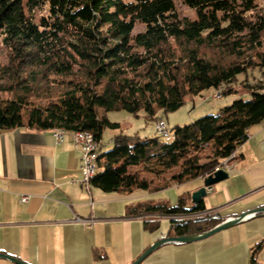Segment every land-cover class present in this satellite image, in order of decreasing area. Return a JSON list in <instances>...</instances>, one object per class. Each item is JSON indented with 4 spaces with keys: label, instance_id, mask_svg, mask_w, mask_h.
<instances>
[{
    "label": "trees",
    "instance_id": "obj_1",
    "mask_svg": "<svg viewBox=\"0 0 264 264\" xmlns=\"http://www.w3.org/2000/svg\"><path fill=\"white\" fill-rule=\"evenodd\" d=\"M182 2L197 9V19L178 16L174 0H0L8 54L0 64V128L85 131L99 143L103 129L120 128L109 111L142 112L155 122L158 111H175L210 89L236 93L238 78L257 70L261 78L242 81L248 99L176 125L170 141L115 133L110 148H98L90 184L104 192L156 191L212 174L264 119V14L255 0ZM137 24L144 30L133 35ZM185 200H146L126 211L169 216L175 236L221 221L174 218L204 210Z\"/></svg>",
    "mask_w": 264,
    "mask_h": 264
},
{
    "label": "crops",
    "instance_id": "obj_2",
    "mask_svg": "<svg viewBox=\"0 0 264 264\" xmlns=\"http://www.w3.org/2000/svg\"><path fill=\"white\" fill-rule=\"evenodd\" d=\"M53 131L0 128V253L26 264H130L156 240L175 236L169 216H133L126 208L146 200L174 206L180 197L191 208L205 176L156 191L85 188L72 131L60 142ZM230 164L228 178L196 203L204 210L191 213L222 221L264 207V119L248 128ZM138 264H264V214L194 242L164 244Z\"/></svg>",
    "mask_w": 264,
    "mask_h": 264
},
{
    "label": "rangeland",
    "instance_id": "obj_3",
    "mask_svg": "<svg viewBox=\"0 0 264 264\" xmlns=\"http://www.w3.org/2000/svg\"><path fill=\"white\" fill-rule=\"evenodd\" d=\"M257 7L264 14V0H255ZM175 11L180 17H187L188 19L195 20L197 19V9L188 8L182 0H174ZM44 13L43 10L37 11L35 15V19L38 20L40 14ZM144 30V26L141 24H137L132 34H136ZM201 54L210 55L212 54L211 50L206 48L200 49ZM7 52L3 45L0 43V64L7 63ZM263 75L260 74L257 70H254L252 73H249L245 79L243 76L238 78L236 87V93H231L227 95H222L220 90L210 89L204 92L201 95L190 97L186 100L185 104H183L179 109L163 113L162 111H158L157 116L159 118H163L167 123L168 129L172 131L176 125L183 126L189 124L199 118L202 115L209 113H217L218 110L230 103L232 99L241 97L243 99H248L250 97L249 91L245 86L242 85V81L247 83L253 82V80L257 78H261ZM215 92H219L221 97H214ZM3 97L8 96L7 94H2ZM107 118L111 122H117L120 125L119 129L105 128L103 129L101 136V149L100 151H104L111 147V138L115 133L122 131L127 134H136L140 138L152 137L155 136L156 133L154 131V125L156 121L152 119H146L143 116L142 112H139L138 116H134L131 113L126 112L125 110H114L106 113ZM158 120V119H157Z\"/></svg>",
    "mask_w": 264,
    "mask_h": 264
},
{
    "label": "water",
    "instance_id": "obj_4",
    "mask_svg": "<svg viewBox=\"0 0 264 264\" xmlns=\"http://www.w3.org/2000/svg\"><path fill=\"white\" fill-rule=\"evenodd\" d=\"M229 174L223 170L219 169L214 171L212 174H209L204 177L203 179V186L195 190L194 192L191 193V201L192 203L196 204L198 201L207 194V191L212 187L217 182H220L222 180H225L228 178ZM257 214H264V207H259L254 210L244 212L242 214L236 215V216H231L223 219L213 227L196 232V233H190V234H183L179 236H166L163 238H160L156 240L154 243H152L138 258H136L132 263L130 264H138L140 263L147 255H149L152 251L157 249L158 247L167 244V243H189V242H194L203 238H206L210 235H213L225 228L231 227L233 225L239 224L243 221H245L248 218H251ZM0 258L7 259L11 262H14L16 264H26L16 258H13L11 256H8L6 254L0 253Z\"/></svg>",
    "mask_w": 264,
    "mask_h": 264
},
{
    "label": "built area",
    "instance_id": "obj_5",
    "mask_svg": "<svg viewBox=\"0 0 264 264\" xmlns=\"http://www.w3.org/2000/svg\"><path fill=\"white\" fill-rule=\"evenodd\" d=\"M214 97H218V96H214ZM154 130H155V133L159 135L161 138H163L165 141H170L173 137L172 131L168 129L167 123L163 119H158L156 121L154 125ZM52 134L57 142H60L64 135V134L55 133V132H52ZM73 138L80 152V159H81L80 184L83 187L88 188L91 185L90 184L91 178H89V171H92L91 170V158H92L93 153H95V151H98V148H99L98 142L95 140L94 137L91 140H81L80 134H73ZM234 157H235V152H232L218 166L215 167L214 171L223 169L229 172L231 170L230 161H232ZM27 198H28L27 196H22L21 200L26 201ZM208 215H210L209 212L202 211L198 213H188V214L177 215V216H174V218L188 220V219L204 217ZM76 220L82 223H93L94 222V220L92 219H82L79 217H77Z\"/></svg>",
    "mask_w": 264,
    "mask_h": 264
},
{
    "label": "bare ground",
    "instance_id": "obj_6",
    "mask_svg": "<svg viewBox=\"0 0 264 264\" xmlns=\"http://www.w3.org/2000/svg\"><path fill=\"white\" fill-rule=\"evenodd\" d=\"M263 92H264V89H263ZM214 96H218L221 97L219 95V92H215V95ZM55 133H60V134H64L65 133V130L61 129V128H57L56 130H54ZM72 134H80V139L81 140H91L93 139V136L91 133L89 132H83V131H75L73 132ZM98 156V152L95 151V153H93L92 155V158H91V170L92 171H89V178H92L93 175L95 174V170H96V157Z\"/></svg>",
    "mask_w": 264,
    "mask_h": 264
}]
</instances>
